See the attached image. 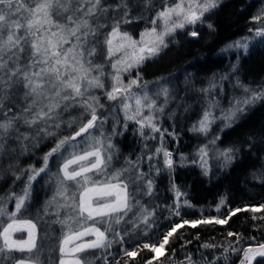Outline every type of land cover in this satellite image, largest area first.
Returning <instances> with one entry per match:
<instances>
[{
  "label": "trees",
  "instance_id": "obj_1",
  "mask_svg": "<svg viewBox=\"0 0 264 264\" xmlns=\"http://www.w3.org/2000/svg\"><path fill=\"white\" fill-rule=\"evenodd\" d=\"M120 2L121 0H101V5L104 8L115 9ZM125 2L131 9L128 17L130 22L122 23L121 27L135 24L149 26L151 18L156 16L162 6L173 5L178 0H147L148 6L146 0ZM79 3L86 4V0H79ZM186 4L187 0L185 6ZM217 5L205 13L201 21L177 29L166 37L167 47H163L157 56L145 60L139 68H134L130 74L128 73L127 77L133 79L139 72L142 83L151 84L161 78L162 81L169 83L168 102L164 112L158 114L156 122L162 129L176 133V139L166 134L163 140L164 147L173 153L175 167L173 170L164 168L162 154L153 159V165H156L157 159L159 160L161 171L157 174L155 168L152 169L151 177L154 180L152 195H145L143 191L140 195H135L134 191L142 187L143 182L139 186L133 183L130 191L133 193L134 206L127 216L130 222L114 225L117 231L123 228L127 233L124 235L125 243L121 244L120 237H116V242L112 243L110 248L89 249L85 253L77 254L87 261V264H105L104 257H107L110 264H116L117 260H120L121 264L125 260L128 264H147L149 260L151 264H241L244 259V252L241 249H251L264 243V219H261L264 217V209H260L255 212L240 211L231 216L224 225H200L196 228L185 225L178 229L170 238V243L161 250L163 255L161 251L156 254L143 246L145 243H156L158 247L159 240L173 221L182 222L180 216L172 217L169 214L168 206L176 203L183 205L187 201L191 205L181 208V216L189 220L207 217L223 219L231 210L238 207L245 209L247 206L251 209L264 204V99L248 105L246 111L237 113L231 121V127L225 126L227 123L225 120L216 119L207 135L190 131L193 124L199 117L201 118L199 114L201 108H209L210 102L217 103L218 106L210 110L214 116L218 114L217 117H220L222 111L230 108L234 98L246 95L245 86L253 91H264V38L249 31L250 28L258 26L251 18L264 9V0H217ZM77 6L76 0H73L72 7ZM58 13L60 15L54 18L62 16L63 10H58ZM122 18L123 10L119 13L101 11L98 18H92L90 22L93 26L97 23L111 25L114 19ZM160 23L162 28L163 22ZM109 29L110 27L101 29V36ZM192 31H196L198 35L190 36L189 33ZM245 40L248 44L247 49L224 51L228 45ZM27 59L28 53H25L22 62L26 63ZM223 77L227 79H222ZM212 84L215 87L207 94L201 91ZM190 86L200 91L197 89L188 94L187 88ZM98 91L97 88L91 91V95L98 96L100 104L103 105L98 108L100 119L103 121L98 127L102 126L105 145L109 139L114 145L111 149L113 159L108 171L125 167L126 158L135 162L143 156L140 168L148 173L147 156L160 146L159 134H153L150 129L145 128V137L155 135L156 138L150 140L142 138L138 131L139 125L133 120L125 121V115H122L119 109L104 110L106 105L103 104ZM23 97L22 85L10 89L6 97L0 96V101L4 104L3 109H0V119H3V113L7 112L9 107L13 109L9 116L19 111L24 104ZM82 111L83 109L78 106L71 108L62 113V120L68 122L78 118ZM110 113L114 122L108 120L107 115ZM128 114L134 113L129 111ZM15 129L5 139L3 149L0 150V201H3L7 213H12L11 208L15 206V201L11 204L13 199H8L9 195L12 193L22 195V189L27 183V175H22L23 171L29 166L36 169L44 166L43 156L55 144V138H45L43 133H38L36 128H28L22 121L15 125ZM49 130L56 131L54 128ZM21 134H27L29 139L18 141L16 137ZM64 134H67L66 124L65 129L61 131V137ZM217 135L220 139L215 145L211 144L210 141ZM202 145L208 146L205 165L208 169L207 175L200 166L199 157L195 156ZM227 148L233 149V159L225 164L223 158L218 156V152ZM182 155L188 158L183 163ZM60 162L57 157L50 159L49 171L42 173L32 183L26 206L17 214V219H31L37 225L38 248L33 250L32 255H38L41 264H58L57 241L62 232L61 225L53 221L57 219V211L60 212L61 218L69 211L67 208L59 207V204L64 203L62 197L56 196L57 201L52 202L53 188L56 184L55 173ZM46 174L49 177L47 180L46 177L43 178ZM17 175H21V179L17 180ZM173 184L179 188L181 193L179 197L176 196ZM50 187L51 191L47 192L46 189ZM136 201L140 203L137 205ZM221 201L224 202L222 205ZM149 202L153 209L147 213L153 214L150 216L153 221L150 228L144 225L143 219L133 218L139 207ZM253 216L257 218L253 219ZM6 218V215L0 216V223ZM101 227L103 230V226ZM229 232L239 234V240L235 235L229 236ZM108 236L112 239L111 233ZM204 244L210 246L202 247ZM123 248L135 251L137 256L134 259L125 256ZM20 254L16 253L13 257L17 259ZM188 257H191V261ZM12 262L9 261L7 264ZM0 264L5 262L0 259ZM255 264H264V259Z\"/></svg>",
  "mask_w": 264,
  "mask_h": 264
},
{
  "label": "snow or ice",
  "instance_id": "obj_2",
  "mask_svg": "<svg viewBox=\"0 0 264 264\" xmlns=\"http://www.w3.org/2000/svg\"><path fill=\"white\" fill-rule=\"evenodd\" d=\"M72 3L73 0H0V96L6 97L14 86L22 85L24 88V104L19 111L9 116V113L13 112V109L9 107L8 111L3 113V119H0V150L3 149L5 139L15 129V125L21 121L28 128H36L38 133L44 134L45 138H55L54 146L43 156L44 166L39 169L29 166L23 171L22 175H27V183L22 189V195L15 193L9 195L8 199H15V211L7 213L3 207V201H0V216L6 215L11 221L6 226L0 223V228L3 229L0 231V237L3 238L0 259L5 264L9 261H13L14 264H41L39 256L32 255L33 250L38 248L35 234L37 225L31 219L23 221L29 229L27 240H13L12 233L21 230L19 227L21 222L17 219V214L26 206L32 183L42 173L49 171L48 164L53 157L61 161L55 173L57 191L53 200L56 196L62 197L64 203L59 204V207L69 210L63 218L57 211V219L53 221L61 225L62 232L57 241L60 253L58 264H87V261L77 254L85 253L89 249L110 248L112 243L116 242V237H120L121 244L125 243L124 235L127 233L123 228L117 231L114 225L130 222L127 216L134 206L130 187L133 183L139 186L143 182L142 187H138V191H143L148 196L152 195L154 191L152 169L155 168L157 174L161 171L159 160L157 159L156 165H153L152 161L162 154L164 168L174 169L173 153L164 147L163 140L166 134L176 139V133L162 129L156 122L157 113H163L167 105L168 88L161 87L157 92V96L162 94L165 99L163 105H157L156 100L148 94V82L142 83L139 72L126 85L123 83L122 74H130L145 60L157 56L163 47H167L166 37L172 35L177 29L185 28L186 25L196 24L201 21L205 13L218 6L217 0H187L186 6L185 0H178L173 5L165 4L157 11L156 16L151 18V26L145 28L140 33V39L136 40L128 32L121 31V24L130 22L128 17L131 9L125 0H121L115 9L102 7L101 0H86V4L76 0L78 5L76 8L72 7ZM146 6H148L147 0ZM61 9L63 15L54 18ZM121 10H123V18L114 19L111 25L97 23L93 26L90 22L92 18H98L101 11L119 13ZM251 19L258 26L250 28L249 31L264 38V9ZM106 27H110L111 30L103 33L101 42V29ZM209 27L212 26L209 25ZM189 35L196 37L198 33L192 31ZM228 47L247 49L248 44L246 40L236 41ZM25 53H28V59L26 63H23ZM98 53L104 58L103 64L94 63L92 60V57ZM117 53L121 55L117 57ZM107 64L111 65V73L105 72ZM233 67L235 70V66ZM106 75L112 81L110 90L102 79ZM152 83L160 85L161 81ZM134 87L141 89V92H134ZM214 87L215 85L212 84L201 91L207 94ZM96 88L103 89L109 101L120 100L125 112V121H135L139 125L138 131L142 138L146 140L156 138L155 135L145 137V128L150 129L153 134H159L160 146L156 147L154 152H149L147 156L148 173L140 168L143 156L135 162L126 158L125 167L108 171L113 159L111 149L114 145L110 139L105 145L102 132L99 138L94 134L95 129L103 122L98 113V108L103 107L99 102L100 98L91 95L92 89ZM244 92L246 95L234 98L230 108L222 111L220 117H215L210 110L218 106L217 103L210 102L209 108L204 110L201 118L193 124L190 131L207 135L216 119L225 120L227 122L225 126L231 127V121L237 113L246 111L248 105L264 99V91H253L245 86ZM131 99H135L136 102L133 115L128 114L130 110L128 101ZM77 106L83 109L80 116L68 122L63 121L62 113ZM3 107L4 104L0 101V109ZM145 108L148 110V115L143 114ZM65 124L67 134L61 137ZM51 128L56 131H50ZM15 130L18 131V129ZM114 133H116L115 129ZM16 139L23 142L29 137L27 134H21ZM219 139L217 135L210 143L215 145ZM147 147L146 144L145 148ZM232 153L233 149L227 148L218 152V156L222 157L227 164L233 159ZM195 156L199 157L200 166L204 168V174L207 175L208 169L205 165L208 146H200ZM187 159L181 156L182 163ZM195 162L194 159L193 163ZM16 179H21V175H17ZM173 188L179 197L181 195L179 188L174 184ZM135 203L138 205L140 202ZM223 203L221 201V205ZM182 207H191V205L185 201L183 205L176 203L168 206L170 216H180L182 222L173 221L171 227L159 240V246L157 247L156 243H145L143 245L145 249L153 253L164 250L170 243V238L185 225L191 228L200 225H224L238 212L259 211L264 209V204H261L259 208L251 209L247 206L245 209L238 207L231 210L223 219L217 217L184 219L181 216ZM144 212L146 209H142V213ZM151 215L153 214L143 216V223L149 228L153 223L150 219ZM109 233L112 234V239H109ZM228 235H235L239 240V234L229 232ZM209 246L202 245V247ZM13 251L27 252L29 255L16 259L11 255ZM241 251L244 252L241 264H252L256 256L264 257V244H259L255 249L244 248ZM122 252L129 258L134 259L137 256L135 251H128L127 248H123ZM163 254L161 251V255ZM66 256L74 258L66 259ZM104 259L105 264H110L107 257ZM153 259L156 258L153 257ZM188 259L191 261V257ZM116 264H121V261L117 260ZM123 264L128 262L125 260ZM147 264H151V260Z\"/></svg>",
  "mask_w": 264,
  "mask_h": 264
},
{
  "label": "rangeland",
  "instance_id": "obj_3",
  "mask_svg": "<svg viewBox=\"0 0 264 264\" xmlns=\"http://www.w3.org/2000/svg\"><path fill=\"white\" fill-rule=\"evenodd\" d=\"M88 6H90V5H88ZM60 14L57 12V15L56 16H59ZM151 25H149V26H146V25H130L129 27H121V31H124V32H128L129 34H131L132 36H133V38L134 39H136V40H139L140 39V33L145 29V28H148V27H150ZM111 29H109L108 31H110ZM100 39H101V42L103 41V36H101L100 37ZM236 49L237 48H235V47H233V48H229V47H227V48H225L224 49V51H232V50H235L236 51ZM121 54L120 53H117V57H119ZM92 60H93V62L94 63H100V64H103L104 63V58H103V56L102 55H100L99 53L96 55V56H94V57H92ZM105 72L106 73H111L112 72V68H111V65L110 64H107L106 66H105ZM127 75H128V73H123L122 74V80H123V83L126 85L127 83H128V81L130 80V78L129 77H127ZM103 80H104V83H105V85H106V87L110 90L111 89V84H112V81H111V79H110V77H108L107 75L105 76V77H103L102 78ZM161 81V84L160 85H155V84H153V83H151V84H148V94H149V96L152 98V99H155L156 100V102H157V105H163L164 103H165V99H164V96L161 94V95H159V96H157V92H159L160 91V88L161 87H167L168 85H169V83L167 82V81H162V80H160ZM168 88V87H167ZM97 89H99V88H97ZM198 88H196V87H189V88H187V92H188V94H192L193 93V91H195V90H197ZM133 91L134 92H137V93H139V92H141V89H138V88H133ZM200 90L198 89V92H199ZM99 95H100V97H101V100H102V102H103V104H105L106 106H105V109L104 110H112V109H110V108H117V109H119L120 110V112L122 113V115L124 114L125 115V112H124V110L122 109V107H121V102H120V100H117V101H109L108 99H107V97H106V95H105V93H104V90L103 89H99ZM128 103H129V105H130V110L129 111H131V112H133V113H135V108H136V102H135V99H131L130 101H128ZM206 108H208V107H206ZM206 108H201V110H200V112H199V114H200V116H202V114H203V112H204V109H206ZM218 109V108H217ZM113 111H115L114 109H113ZM109 112V111H108ZM144 115H148V110L145 108L144 109V113H143ZM158 114L159 113H157V116H158ZM217 115L218 114H216V116L215 117H217ZM108 116V120H110L111 122H114L115 120L113 119V116H112V113H110V114H108L107 115ZM103 120H104V117L102 118ZM107 119V118H106ZM199 119H200V117H199ZM198 119V120H199ZM151 131V130H150ZM101 132H102V126H99L98 128H97V132H96V130H95V135L99 138L100 136V134H101ZM99 133V135H97ZM198 134H202V133H199V132H197ZM204 135V134H203ZM65 154H67V153H65ZM215 161V160H214ZM40 177V176H39ZM39 177H37V179L39 178ZM46 177V180L47 179H49V177L47 176V174L46 175H44L43 176V178H45ZM137 188V187H136ZM51 189H52V187H50V188H47L46 190H47V192L48 191H51ZM54 193H53V196H52V202H56L57 201V199H56V197H55V200H53V197H54V195H55V193H56V191H57V179H56V184H55V186H54ZM140 192L141 191H138V188L134 191V193H135V195H140ZM52 192H50V194H51ZM177 196V195H176ZM59 198H61L60 196H58ZM14 199L13 200H11V204H13L14 203ZM64 202V201H63ZM57 204H59V203H57ZM15 205V204H14ZM10 207V206H9ZM142 209H146V212H144V213H142ZM68 210V209H67ZM11 211L12 212H14L15 211V206H13L12 208H11ZM151 211H153V209H152V207H151V203L149 202V203H145V205H143L142 207H139V209L135 212V215L133 216V218H135V220H141V219H143V216L144 215H146L147 213H149V212H151ZM21 223L19 224V227H20V231L19 232H13L12 233V239L13 240H27L28 239V231H29V229H28V227H27V225L26 224H24L23 223V221L24 220H26V219H22V218H20V219H18ZM9 222H11L9 219H8V217L5 219V221L3 222H1L2 224H4L5 226H6V224L7 223H9ZM3 229L2 228H0V231H2ZM35 234H36V229H35ZM86 239H89V238H86ZM3 245V238L2 237H0V246H2ZM59 252V251H58ZM16 253H21V252H19V251H13L12 252V256H16ZM156 254H158L159 253V251H157V252H155ZM23 256H25V257H27V252H23V253H21L20 254V257L19 258H17V259H21V258H24ZM59 257H60V253H59ZM66 259H72V258H74L73 256H66L65 257ZM10 264H14V262H12V263H10Z\"/></svg>",
  "mask_w": 264,
  "mask_h": 264
},
{
  "label": "water",
  "instance_id": "obj_4",
  "mask_svg": "<svg viewBox=\"0 0 264 264\" xmlns=\"http://www.w3.org/2000/svg\"><path fill=\"white\" fill-rule=\"evenodd\" d=\"M262 244H264V243H262ZM259 245H256V246H254L253 248H251V249H255V248H257ZM261 259H264V257H260V256H256L253 260H252V264H255L257 261H259V260H261Z\"/></svg>",
  "mask_w": 264,
  "mask_h": 264
}]
</instances>
